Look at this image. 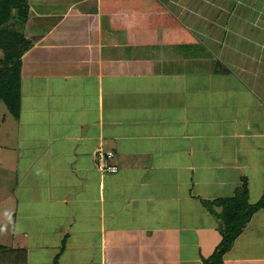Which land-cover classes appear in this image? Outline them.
I'll return each mask as SVG.
<instances>
[{
    "label": "crops",
    "instance_id": "1",
    "mask_svg": "<svg viewBox=\"0 0 264 264\" xmlns=\"http://www.w3.org/2000/svg\"><path fill=\"white\" fill-rule=\"evenodd\" d=\"M69 2L51 3L22 57L19 118L0 113L26 213L8 246L26 250L23 264H203L218 219L202 199L221 195L224 172L239 182L233 194L264 172V98L241 73H214L205 29L178 14L191 5ZM217 24L209 36L226 37ZM233 90L238 109L224 101ZM100 148L118 172L101 171ZM229 254L224 264L264 261Z\"/></svg>",
    "mask_w": 264,
    "mask_h": 264
},
{
    "label": "rangeland",
    "instance_id": "2",
    "mask_svg": "<svg viewBox=\"0 0 264 264\" xmlns=\"http://www.w3.org/2000/svg\"><path fill=\"white\" fill-rule=\"evenodd\" d=\"M170 1L173 2V4H175L174 2H176L175 5L178 8H182V6L188 8V6L191 5L192 7H195V11L196 9L198 10L196 12L193 10V13L191 11L186 12L184 10H179L178 14H182L181 18L184 19L185 22L191 23L193 27H197L200 30L205 29L204 37L203 35L199 37L204 38L203 44L206 45V51L217 55L216 53L221 49V55L226 54L228 58H231V60H237L235 62L236 69L234 74L237 76L239 72L242 76L250 78V80L248 81H251L253 83L252 86L257 90V94L264 98V51H262V49L264 50V47L259 49L261 45L264 46V0ZM247 4L249 5V9H251L252 12L249 11L251 13H249L248 15H244ZM219 5L220 9L222 10L219 9ZM232 7L233 10L231 11V13H229L228 8L230 9ZM194 12L197 14L194 15ZM214 19L216 20L214 21ZM217 23L222 24L223 29H226L227 27V32L234 33V35H232L231 37L238 34V39L234 40L230 38L226 40L227 38H224V36H209L211 33H216L220 29H217ZM209 25H212V28L209 27ZM254 35H256V37ZM253 37H255V43H252L254 42ZM241 38L247 40L243 42ZM260 53L261 55H259ZM237 98H239V96L237 95V90H233L232 93L228 92V94L224 96V101L226 102L228 100V102H226L228 106L234 105V107L238 109V107L243 106V104L236 103L235 100ZM240 110L241 113L244 114V110ZM2 112H7V110L3 106V104L0 103V113ZM0 158L1 162H7V167L0 169V243H3L4 245H11L13 244L12 233L14 230L15 218L20 216V212H23V210H17L16 203L18 202L20 197H18L17 193H14L16 182L13 176L14 172L11 171V168H9L11 166L12 159H16L17 156L16 153L10 152L6 154L1 150ZM99 168L101 169V167ZM224 173L226 176V180L228 181H226L227 183L225 189L219 194L225 197L233 194L234 188L237 184H239V182L231 180L233 177L231 175L229 177L228 172ZM257 173L254 176L259 179L253 181L252 189L250 191V201L252 203L258 201L264 193V172ZM221 195L212 196L214 199L217 198V196ZM21 214L26 215L25 212ZM203 216L204 220H206L208 217L206 214H204ZM217 223L218 228H215L216 222L215 220H213L212 223H210V229L205 232V237L206 239H208L205 250L209 254L215 250L216 245L220 243V240L222 238L221 229L219 228V224L221 225V222L219 219ZM53 245L57 246L56 248H60L58 247L59 244L54 243ZM58 250L59 249H57V251ZM231 251L232 254L229 255L233 257L239 256V260H246L247 258L251 257L256 259L260 255L264 256V209H260L255 213L248 226L244 228L242 234L235 241L234 245L231 248ZM206 252L202 251V254L204 255H202L201 257V262H203L204 257L208 256ZM191 263L200 264L198 262ZM258 263L264 264V261H260ZM258 263L255 262L254 264ZM232 264H236L234 260ZM237 264H253V262H238Z\"/></svg>",
    "mask_w": 264,
    "mask_h": 264
},
{
    "label": "trees",
    "instance_id": "3",
    "mask_svg": "<svg viewBox=\"0 0 264 264\" xmlns=\"http://www.w3.org/2000/svg\"><path fill=\"white\" fill-rule=\"evenodd\" d=\"M55 1L57 4L60 0ZM55 1L0 0V103L6 108L7 113L15 118H19L22 108V57L34 46L39 38L38 34L45 32L44 23L40 26L39 20L48 19L42 14L46 9H50L51 3ZM69 1L63 0L66 8L69 6ZM249 8L247 4L244 15L252 12ZM232 10L233 7L228 8L229 13ZM226 33V40L238 39V34L231 37L234 33ZM255 37H253L254 42H250L255 43ZM241 40L245 42L247 39L241 38ZM263 47L261 45L259 49ZM216 54L214 73L234 74L236 68L231 65L233 60L226 54L221 55L220 51ZM202 201L204 207L220 220L219 228L222 233L220 243L212 254L204 258L203 264H224L225 255L231 250L244 228L257 211L264 209V193L258 201L252 203L249 183L245 178L233 195L202 199ZM20 251L24 253V260L21 258L22 252ZM25 260V249L21 250L0 243V264H23ZM55 262H58V256Z\"/></svg>",
    "mask_w": 264,
    "mask_h": 264
},
{
    "label": "built area",
    "instance_id": "4",
    "mask_svg": "<svg viewBox=\"0 0 264 264\" xmlns=\"http://www.w3.org/2000/svg\"><path fill=\"white\" fill-rule=\"evenodd\" d=\"M115 153L109 150L99 149V167L106 173H115L120 169L119 165L113 162Z\"/></svg>",
    "mask_w": 264,
    "mask_h": 264
}]
</instances>
